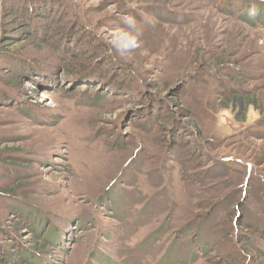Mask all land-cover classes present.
I'll use <instances>...</instances> for the list:
<instances>
[{"label":"rangeland","instance_id":"374dc122","mask_svg":"<svg viewBox=\"0 0 264 264\" xmlns=\"http://www.w3.org/2000/svg\"><path fill=\"white\" fill-rule=\"evenodd\" d=\"M25 1L30 26L45 7L57 21L0 39V192L23 184L67 229L50 260L264 264V0ZM56 25H81L104 52L78 34L55 54ZM3 51L40 78L17 86ZM9 203L0 194L1 227L22 223Z\"/></svg>","mask_w":264,"mask_h":264},{"label":"trees","instance_id":"16d2710c","mask_svg":"<svg viewBox=\"0 0 264 264\" xmlns=\"http://www.w3.org/2000/svg\"><path fill=\"white\" fill-rule=\"evenodd\" d=\"M6 1H11L12 4H15L14 2H16L18 6L15 9L8 8L6 3H5ZM2 2H0V39L3 38L2 41H4L2 43V45H8L10 43V40H12V38L18 36L15 32V29L21 24L27 23V26L24 24L25 27L22 28L23 30H21V31L23 33H27L28 37L30 38V37L35 36V32L41 33L43 31H45V29H47L46 26H49L51 28L54 25L53 24L54 21H57V19H55L53 21L51 20V23H46V20L49 19L50 14L49 15L45 14L47 16L44 15L45 17H43L42 10H44L46 7L40 8L39 14H37V16H34L32 18L33 21L35 22V28H36L35 29L33 24H32V26H30V22L27 21V17H26V21H24L25 17H23L24 20H22L23 19L22 14H24V11H23L24 7L22 6V4L24 2H27V1H25V0H18V1L17 0L16 1L4 0V4L6 5V7H4V4ZM1 4H2V6H1ZM13 6H10V7H13ZM20 18H21V20H20ZM56 26H57V28L54 27L51 30L53 33L56 31V33L54 35L55 40H56L55 45H57L55 47L56 48L55 54L59 53L61 50L65 49V46H63V48H61L63 41L71 40V39L75 38L76 35H78V34H80L81 38H87L88 40L91 41V44H89L88 47L85 46L84 53H89L91 56L100 47H103V52H104V49H105L104 44L98 43L97 39L95 37H92L91 34L85 28H83L81 25L78 27L72 26L73 27L72 31L69 30V28H66L65 27L66 25H60V26L56 25ZM49 27H48V29H49ZM25 30H28V31H25ZM52 32H51V34L53 35ZM90 41H89V43H90ZM103 52H101L98 59L103 61V64L104 63H111V62L113 63L114 61H112L111 58H108L107 55ZM1 54L7 55V57L9 59L14 60L15 63L13 64V66L14 67L17 66L19 68L18 74H15V77L19 78L17 81L18 83H16L17 86L24 87V84H23L24 81H28V82L33 83L34 80H37L40 78L39 75L36 76L35 73L31 72V70L28 68L29 67L28 65L24 66L25 63L20 60L19 55L17 56L16 54H13L11 51H3V52H1ZM77 54L78 53H76V52L73 53V51L70 52V55L73 57L77 56ZM86 58H88V57H86ZM82 64L83 63H81V62L79 63V62L75 61L74 64H70L69 66H67L66 70H67L68 74L70 76H76L77 72L76 73H74V72H75V70L76 71L78 70L77 69L78 67H82ZM96 65L98 66V63ZM24 67L28 68L27 71L29 73L24 71ZM42 81H46V79L43 78ZM21 89H24V88H21ZM233 94H236V93H233ZM247 100H250V99H247ZM246 101L241 99L237 95H234V97L232 95L230 103H231V106H235V104H236V105L242 107L244 110L246 108V106H248L250 104L254 105L253 102H256V100H252V99L249 102H246ZM241 121H243V119H241ZM258 121H259V123L257 122L258 125L257 124H255V125H257V126L264 125L263 124L264 119L263 120L259 119ZM256 132L257 131H254V133H256ZM23 187H24L23 184L19 185L18 187L13 186L9 189L4 187V189H2V191L0 192V194L5 199H8L10 202H12L9 204H14V205H17L20 207V210H17V211L13 207H8V208L12 211H16L17 216H19V218L22 220V223H20L21 221L18 220L11 227L10 226H8V227H5V226L1 227L0 226V230H5L6 232H11L10 233L11 237L6 238V239L12 240L11 243L6 242V241L2 240L1 236H0V255H1L0 256V264H55L52 260H50L51 256H53V255L51 253H49L48 247L56 246L58 243H61L62 239L65 238V233H66L67 229H63L62 226H59V225L53 223L52 219H49V216L47 215V212L45 210H40V212L42 214H39L36 211V209H37L36 206L32 205L31 201H28L27 197L21 193ZM43 227L44 228L46 227V229L48 228V232L46 230H44ZM22 229H28V230L33 232L34 241L32 242L31 245L26 246L25 244H23V242L20 241V239L14 243V241H15L14 236H17L18 235L17 231H21ZM9 244H16V246L20 250L19 251V257H16L17 254L14 251H12L10 248H6V246Z\"/></svg>","mask_w":264,"mask_h":264}]
</instances>
